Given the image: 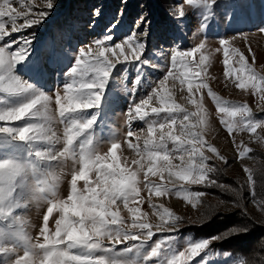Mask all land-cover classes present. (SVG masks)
Listing matches in <instances>:
<instances>
[{
    "label": "snow or ice",
    "instance_id": "6c2138e0",
    "mask_svg": "<svg viewBox=\"0 0 264 264\" xmlns=\"http://www.w3.org/2000/svg\"><path fill=\"white\" fill-rule=\"evenodd\" d=\"M244 2L179 0L172 16L175 23H186L190 19L186 4L191 15L197 17L195 27L210 31V21H216L218 8H224V22L231 23ZM19 3L24 11L13 7L12 0H0V93L16 98L11 102L0 99V122H6L0 124V151L15 153L0 158V264H150L153 258H156V264H190L196 257L205 260L214 241L247 232V226L239 225L222 235L191 242L178 252L176 235L149 244L157 232L178 233L184 220L162 205L159 207L163 210L158 211V206L152 203L153 195H169L176 189V196H183L192 207H197L205 193L188 191L184 184L226 188L211 178L218 169L208 163L211 157L204 150L207 148L208 152L228 163L205 139L208 120L202 90H207L217 110L226 117L221 123L230 135L234 130L255 134L257 129H264V120L255 119L247 104H230L222 100L206 82L204 77L210 54L206 53L205 42L188 50L171 49V63L166 74L146 98L128 108L129 124L135 120L145 121L147 131L142 147L140 136L131 129L127 132L128 137H136L135 144L127 141L135 155L130 162L127 157L121 161L118 157L121 143L113 139L107 151L101 153L94 144L93 129L107 101L106 89L118 64L135 63L132 94L142 86L147 68L161 67L151 63L146 55L147 40L140 37V34L147 36V26L151 23L147 15L140 16L132 34L120 43H109L114 40L111 31L115 25H112L106 29L105 36L93 41L94 47H80L71 66L63 71V91L56 90L53 96L36 87L31 80L38 81L58 71L62 54L53 52L50 67H46L34 59V33L18 39H11V33L42 24L54 10L55 0H44L43 8L47 10L39 11L33 10L40 6L31 0L28 3L19 0ZM94 14L100 15V10L96 9ZM20 19L23 23H18ZM259 31L264 33V27ZM235 39L236 36L231 40L221 38L220 47L216 49L223 52L224 77L233 79L238 89H251L264 101V75L255 71L245 52L233 46ZM247 52L254 64L251 46ZM161 55H164L163 50ZM234 63L238 66L234 67ZM177 82L181 93L186 88L188 102L195 111H188L176 102ZM154 102L158 106H153ZM150 116L155 118L147 120ZM16 121L22 124L7 123ZM56 121L64 126L62 137L52 128ZM60 143L63 147L57 150L55 145ZM20 145H23V151ZM250 151L245 147L239 156L244 157ZM69 159L73 162L70 192L66 198H61L59 177L50 168L53 161ZM244 171L250 195L255 197L253 172L248 168ZM29 176L36 178L35 183L29 182ZM49 176L51 182L40 179ZM151 177H159V182ZM178 181L183 182L179 187ZM141 185L148 192L149 207L159 218L156 224L150 223L148 213L141 209L144 202ZM32 199L48 205L36 237L28 231L27 220L18 214V210L26 208V202ZM239 206V202L234 203V207ZM122 211H126L127 218ZM54 213L58 215L52 230L49 220ZM118 245L122 247L118 248ZM20 249L22 255L18 254ZM222 255L232 256L227 251ZM208 264L221 262L209 260ZM223 264H228V260L225 259Z\"/></svg>",
    "mask_w": 264,
    "mask_h": 264
},
{
    "label": "rangeland",
    "instance_id": "374dc122",
    "mask_svg": "<svg viewBox=\"0 0 264 264\" xmlns=\"http://www.w3.org/2000/svg\"><path fill=\"white\" fill-rule=\"evenodd\" d=\"M25 2L28 3L29 0H25ZM31 2L40 6L39 8H34V11L47 10L43 8L44 0H31ZM178 2L179 0H157V3H160V9H165L166 11L162 16L164 19L157 21V19H154V13L158 9L152 0H55L56 6L54 10L42 24L26 29L23 32L11 33V39H18L21 36H28L34 33V59H38L46 67H50L49 61L52 58L53 52L62 54V61L59 64L58 71L50 73L38 81L36 79L31 80L36 87L54 96L56 90L63 91L65 83L63 71H66L67 67L71 66L73 58L80 47L88 45L94 47L93 41L105 36L107 34L106 29L112 25H115L111 31L114 40L109 43H120L125 37L132 34L140 16L147 15L151 22L147 26V36L145 37L143 34H140V37L142 40H147L148 51L146 55L151 63L161 65V67L147 68L142 86L135 94H132L130 89L136 77L135 63L118 64L106 89L107 101L103 105L102 111L99 114L100 118L93 129L94 144L101 153L107 151L113 139L121 143V151L118 153L121 161L127 157L130 162L135 155L128 148L127 141L131 140L135 144L137 142L136 137H128L127 132L131 129L139 135V143L142 147L147 131V123L145 121L135 120L129 124L126 115L128 108L132 104L138 103L140 99L146 98L151 92L152 87L156 86L158 81L163 78L167 68L170 67V53L174 47L188 50L197 46L200 42H205L206 53L210 54V62L204 78L211 89L222 100L228 101L230 104H247L251 108L255 119L264 120V101L260 100L259 94L254 95L251 89H238L233 79L224 77L223 52L222 50L220 52L216 51L220 47L219 40L221 38L231 40L233 36H236V39L232 41L233 46L245 52L249 58V63L252 64L255 71L264 75V33L259 31L260 27H264V0H245L231 23L224 22V8H218L216 10V21L214 23L210 21L212 23L210 31H202L195 27L197 17L191 15V9L186 4L184 5L185 10L189 12L190 19L186 23H175L172 12ZM12 4L18 11L25 10L21 8L19 0H12ZM96 9L100 10V15L98 16L94 14ZM18 23H23V19L18 20ZM237 33H242L243 35H237ZM7 39L9 38L6 37ZM248 46H251L252 52L255 55L254 64L252 63L251 54L247 52ZM13 50H15V45H13ZM161 50H163V56L161 55ZM236 66L238 65L234 63V67ZM19 67L18 65L17 68ZM169 84H171V81H169ZM202 94L208 120L207 128L204 132L205 139L216 147L218 152L228 161L225 164L205 148V154L211 157L208 163L218 169L217 173L212 174L211 178L214 179L215 176L219 175L225 180L231 178V185L234 183V179L244 183L248 191L247 200L245 199L246 210L260 216V218L264 217V210H262L264 204L262 205L250 195L247 173L244 171L245 168L253 171L259 165L264 166V161L257 162L254 156L255 152H264V129H257L255 134L246 130H234L230 135L225 125L221 123V120L226 119V117L217 110L215 101H213L212 97L208 96L206 89L202 90ZM187 96L186 88L181 93L177 82L176 102L184 105L188 111H195V107L188 102ZM0 99H7L11 102L15 101L16 98L7 97L6 94L0 93ZM153 106L158 105L154 102ZM53 107L55 106L53 105ZM163 115L161 114V116ZM154 118V116H150L147 120ZM192 119L194 120L195 118ZM7 123L14 125L22 124L21 121ZM0 124H6V122H0ZM52 128L58 136H63L64 126L58 121L53 123ZM62 147V143L55 145L57 150ZM245 147L251 149V151L246 153L244 157H240L239 152ZM169 148H172L171 144H169ZM20 150L23 151V145H20ZM14 154L10 150L0 151V158ZM173 162L178 164L179 160H174ZM72 167L73 162L70 159L66 162H52L50 171L59 177L58 191L61 198H66L70 192ZM76 167L78 168L79 165H76ZM256 175L258 177V174ZM40 179L52 181V177L50 176L40 177ZM151 179L159 182V177H151ZM28 180L30 183H35L36 178L29 176ZM181 183L183 182L178 181L177 187ZM82 185L83 182L81 181L80 186L82 187ZM141 187V196L144 197L141 209L143 212L148 213V221L156 224L159 222V218L153 214V209L149 207L147 190L143 189L142 185ZM216 187L184 184V188L188 191L205 193L201 197L202 202L197 207H192L191 204L183 199V196H176V189H173L169 195L161 197L153 195L152 203L158 206V211L163 210L159 207L162 205L173 211L176 215L183 217L184 220L178 233L157 232L149 244L162 237L176 235L178 252L191 242L210 238L208 236L195 235L191 231H188L187 227L201 224V217L206 211L205 206L207 202H220L219 200L226 202L225 200H229V198L220 196L218 191H214ZM26 203L27 207L18 210V214L27 220L29 225L28 231L33 237H36L39 227L42 226V217L46 213L48 205L43 201L35 199ZM225 205L232 209L236 208L233 203L228 201ZM57 215V213H54L53 217L49 220V228L52 230H54V218ZM122 215L127 218L126 211H122ZM216 246L213 243L210 245L205 260L202 261L200 257H196L190 264H208L209 260L220 261L223 264L225 259L228 260V264H243L242 258L231 251H227L232 254L231 258L223 257L222 253L226 250ZM117 247H122V245H118ZM18 254H23L22 249L18 250ZM251 257L247 264H259V262H261L260 264H264V241H261V245L254 250ZM254 259L256 260L255 263H253ZM150 264H156V258H153Z\"/></svg>",
    "mask_w": 264,
    "mask_h": 264
},
{
    "label": "trees",
    "instance_id": "16d2710c",
    "mask_svg": "<svg viewBox=\"0 0 264 264\" xmlns=\"http://www.w3.org/2000/svg\"><path fill=\"white\" fill-rule=\"evenodd\" d=\"M158 10L154 13V19L162 21L164 19L163 14L166 13L165 9H160V3L157 0H152ZM70 9L69 6H67ZM68 12V11H67ZM167 18L170 19L169 16ZM255 158L258 161H264V152H255ZM259 171V172H258ZM254 179L256 180L254 199L258 200L262 205L264 204V166H257L256 170H253ZM261 173V174H259ZM258 174V177L257 175ZM224 178V176H223ZM217 184L225 185L226 188L216 187L218 194L223 198H229L226 202H239V207L232 209L225 205L226 202L219 200L220 202H207L205 208L206 211L201 217V224L198 226L187 227L188 231H191L195 235L201 236H216L222 235L228 232L230 229L239 225L247 226L248 231L238 234H232L227 236L221 241L213 242V244L226 251H231L233 254L242 258L243 264H247L252 258L251 255L254 250L261 245V241H264V217L254 215L246 210L245 205L248 191L244 183L234 179V183L231 185V178L222 179L219 175L214 178ZM223 202V203H222ZM232 209V210H231ZM255 263V259L253 260ZM261 262H259L260 264Z\"/></svg>",
    "mask_w": 264,
    "mask_h": 264
}]
</instances>
